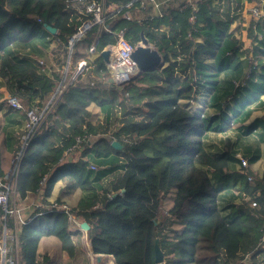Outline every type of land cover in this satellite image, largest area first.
Masks as SVG:
<instances>
[{
    "label": "trees",
    "instance_id": "obj_1",
    "mask_svg": "<svg viewBox=\"0 0 264 264\" xmlns=\"http://www.w3.org/2000/svg\"><path fill=\"white\" fill-rule=\"evenodd\" d=\"M91 1L0 0V77L23 103L19 111L24 116L35 106L44 108L54 97L68 61V36L89 19L85 11ZM102 1L107 7V30L99 35L97 50L116 44V33L122 29L135 44L144 32L162 54L163 64L116 87L129 101L128 107L115 90L102 93L87 87L88 82H96L93 70L107 72L103 56L93 61L84 79L62 92L25 149L16 198L25 200L39 192L48 197L60 180L69 182L71 190L81 189L86 197L77 216L91 225L93 252L112 257L116 264H159L157 243L163 253L161 264H264L259 238L264 225V172L239 166L230 139L222 151L209 152L204 146L208 119L180 104L210 86L216 93L212 106L227 120L223 108L227 98L234 99L252 86L255 93L264 90L263 17L250 25L249 36L257 44L246 58L241 37L230 32L245 0H174L158 17L151 14L149 0ZM218 6L223 7V17ZM43 33L56 38L54 54L63 57L49 74L38 60L8 49L31 43ZM97 35V26L84 33L73 48L71 63L86 56ZM201 36L203 42L198 41ZM81 46L85 50L78 53ZM257 64H263L261 72ZM91 103L104 114L96 124L88 110ZM258 106L264 108V103ZM236 107L232 122L244 121L252 113L245 103L237 102ZM254 124L262 126L259 136L264 142V115ZM112 140L122 149L114 148ZM78 144L83 146L81 158L69 160L68 149ZM223 188H232L239 198L227 216L219 202ZM10 217H1L0 226ZM73 223L74 219L69 222L67 215L54 211H40L23 223L15 264H54L48 256L38 259L40 239L51 235L58 237L66 258L72 260L77 248L70 232Z\"/></svg>",
    "mask_w": 264,
    "mask_h": 264
},
{
    "label": "crops",
    "instance_id": "obj_2",
    "mask_svg": "<svg viewBox=\"0 0 264 264\" xmlns=\"http://www.w3.org/2000/svg\"><path fill=\"white\" fill-rule=\"evenodd\" d=\"M254 7L261 9L262 13L264 14V3H262L261 0L258 2H256L255 0H251V1L245 0L244 6H243L245 16L244 14L243 16L245 17L248 23H251L253 20L256 21L254 17H252V13H251L252 8ZM263 19H264V15H263ZM249 29H250V24L247 27H244L243 25L241 26L240 24L239 28L236 29L235 33L239 35L237 31L240 30L243 33L247 32L248 35H250L248 32ZM198 41L203 42L204 37L202 36L199 37ZM58 45L59 44L57 43V40L55 37L47 33L46 34L43 33L41 34V36L38 37L37 40L32 41L31 43H27L26 45L13 44L10 47H8V49L15 50L19 56L25 57V58L28 57L30 58V60H39L40 58L46 59L47 58L46 55L49 52L51 59L50 61L45 60L46 65L42 67L41 69L46 74L47 73L49 74L54 68L58 66L59 61L63 59L60 53L54 54V52L57 50ZM72 51L73 50H71V53L69 51V55L66 58V61L67 59L68 60L70 59V61L72 60ZM98 52H100V56L93 57L92 60L94 62L97 58L102 57L101 55L102 51L98 50ZM82 59L83 58H78L77 63L81 61ZM262 65L263 64H257V67L258 69H260V72H261ZM96 74L97 75L94 74L96 78V82H93V81L88 82L87 87L97 89L102 93L104 90H115L119 92L118 90L120 89L118 88L116 89V85L112 77H110L112 79L110 80L106 73L96 72ZM255 82H257V79H255ZM255 92L256 90L252 86V88L250 87L247 90L242 91L240 95H238L236 98L229 100L228 104L226 105L227 112L230 111L232 114V117L234 115L235 110L237 109L236 107L237 102L245 103L246 111H252L251 115L247 117L246 120L239 121L241 122L239 128L242 131L243 135L246 137H249L251 133L250 131L256 130V127L260 125V124L258 125L254 124V127H252L254 121L257 120V118H259V117H255L254 115L256 114L255 112L257 110L261 109V107H259L258 105L259 103H262V102L264 103V90L261 92H257V93ZM214 93H215V89H213L210 86H206L200 89L196 97H194L191 100H181L180 104L192 110L197 115L199 112H205V115H206L205 117L208 119L209 131H213L214 133H217L218 129H221L222 127L221 125L222 122L220 124V122L217 121V119H219L218 108L217 107L215 108L212 106V103L214 99L216 98V93L215 94ZM9 95L10 93L8 89L6 88L5 81L0 77V173L7 178L10 176V173L12 171L11 168L13 165V157L15 153L17 152L18 148L21 146L22 137L27 134L26 129H25L27 117L24 116L23 113L20 112L21 110L20 111L13 110L11 109V107H9L7 103V98ZM88 110L92 112L91 122L93 124H96L103 120L104 114L97 104L91 103L88 106ZM251 117H254V118L250 121ZM231 119L233 120V118ZM244 123H247V124H244ZM249 148L247 149L251 150V148L250 149ZM251 152L252 151H249L247 153L244 152V155H243V157L248 158V160L251 157L256 156L254 162L252 163L249 162L251 166L257 163H259V165L264 164V146H262L259 149H256L255 154L253 155H251ZM237 164L241 166L239 159H238ZM66 183L67 182H64V180H60L56 182V184L54 185L53 192L48 197H44L42 195V192H39L37 195L28 196L25 200H19L18 198H16L15 190L12 192L9 208L13 209L14 207H17L20 210V214L18 216L17 215L12 216L9 214L11 216L10 222L8 224L7 222H2V225L0 226V249H1L0 264H4L3 259H4V248L5 247L7 248V251H5V254H6L5 256L13 258L14 263L18 261V255H19L18 232L20 231L22 224L31 222L32 219H34L37 215L40 214V211L47 213L50 211V209L54 207L55 204H63L62 203L63 201L59 202V200L60 199L62 200L63 199L62 196L66 194L64 193L60 195V191L63 190V192H67V189L65 187ZM15 187H16V184H15ZM68 191L71 193L73 190H71V188H68ZM82 193L84 195L83 196V199H84L86 197V193L83 191ZM56 199L57 201H54ZM3 212H4V215H3ZM75 214L76 216L74 218V223H73L74 228H76L75 226L77 225L81 226V223L76 222V218L83 219L82 216H77V213ZM2 216L3 217L5 216L4 218H6L5 211L3 209H0V218ZM73 226L71 228V231L73 229ZM76 231H79V228ZM74 233H77V232H74ZM71 236L73 238L72 232H71ZM38 244H39V247H38V259L39 260H42L45 256H48L50 259V262H53L54 264H58L53 254L54 250L55 252L56 251L59 252L58 249L61 252L60 259L65 260L64 258L66 257V254L64 253L63 249H60L57 246V244H60V240L58 239V237L54 235L43 236L40 239ZM59 246L62 248L61 245Z\"/></svg>",
    "mask_w": 264,
    "mask_h": 264
},
{
    "label": "built area",
    "instance_id": "obj_3",
    "mask_svg": "<svg viewBox=\"0 0 264 264\" xmlns=\"http://www.w3.org/2000/svg\"><path fill=\"white\" fill-rule=\"evenodd\" d=\"M174 0H149L150 5L152 7V15L154 17H158L162 15L164 5L168 2H172ZM264 3V0H261ZM86 14L88 15L89 19L83 21V24L79 28V30L71 35H69V49L72 50L73 47L82 40L83 35L86 31L92 29L93 27H98V35L94 42L90 45L86 56L79 61L72 69H71V61L68 60L67 64L65 65L64 69L61 70L63 74V80L60 83L58 89L56 90V94L54 97L49 101V103L42 109L38 106H35L32 109H29L27 112V122L25 125V129L27 134L22 137L21 146L18 148L17 152L13 157V165L12 171L10 176L7 178L0 173V208L5 211V214L10 215H19L20 210L17 207L10 209L8 207L12 192L16 189L15 184L17 180L18 173L20 171V166L24 155L26 153V148L29 145L31 139L33 138L34 134L37 132L40 124L48 114V111L53 107L56 100L62 95V92L66 89L67 86L75 85L84 79L87 71L92 68L93 60L92 58L95 56H100V52L97 50V44L99 42V35L102 33V30H107L106 28V20H107V7L105 6L104 1L99 0H92L86 7ZM252 17L256 21H259L263 17V13L261 9L252 8L251 10ZM158 15V16H157ZM130 19V16H127ZM194 21V17L191 18ZM117 41L116 44L105 47L111 48L112 53L110 56L109 62L106 64V68L108 73H110L111 77L114 80L116 87L122 88L123 85L128 83L132 76L136 72V62L132 58V52L135 50L136 45L124 35V30H120V32L116 33ZM38 62L44 66V63L41 59ZM7 103L9 107L13 110H23V103L21 100L14 94H10L7 98ZM79 145V144H78ZM73 146L72 148L68 149L67 154H71L76 151L77 146ZM240 164L244 168H248L250 163L244 158L239 157ZM90 167L96 168L94 165L90 164ZM11 178V179H10ZM248 180L254 183L253 177L249 176ZM255 203L254 205H256ZM50 211L58 212L67 215L69 222L73 220V211L72 208L65 204H55ZM49 211V212H50ZM5 217V216H4ZM2 216V218H4ZM260 244H264V225L261 228V233L259 235ZM5 251L7 248H4V264H15L14 259L11 257L5 256Z\"/></svg>",
    "mask_w": 264,
    "mask_h": 264
},
{
    "label": "rangeland",
    "instance_id": "obj_4",
    "mask_svg": "<svg viewBox=\"0 0 264 264\" xmlns=\"http://www.w3.org/2000/svg\"><path fill=\"white\" fill-rule=\"evenodd\" d=\"M218 10H219L218 13L222 16L223 7L222 6H218ZM236 13L239 14V17L237 18V20H235L233 22V24H232V26L230 28V32H232V33L236 32V29L239 28L240 24H241V26L243 25L244 27H247V26H249V24L251 25V23H252L251 20H250L251 23H248L247 20L245 19V17H244L245 14H244L243 8L238 10ZM243 14H244V16H243ZM252 27L256 28L255 25H253V24H252ZM237 33H239V35H237V36L241 37V40L243 42L242 51H244V53H245L244 56L246 58L247 57H251L252 54H253L252 50L255 48V46L257 44V40L254 39L253 37L251 38L248 35L247 32L243 33L242 31L239 30V31H237ZM138 44H136V45H138ZM79 48H80L79 51H78V49H76V51H78V53H82L85 50L84 46H81ZM46 56H47L46 59H41L40 58L41 61L44 63V66L46 65V61L45 60L50 61V59H51V56H50L49 52H48V54ZM75 62H76V59L74 58L73 61H72V64H71V69L75 66V64H76ZM92 73L97 75L95 70H93ZM103 73H106L107 76L109 77V79L112 80L110 78L111 75H110V73H108V71L107 72H103ZM118 91L121 92L120 93L121 94V98H123L124 97V93L122 91H120V90H118ZM239 93H241V92H239ZM123 99H124L126 105L128 107H131L129 101L125 100L126 98H123ZM228 101H229L228 98L224 101L225 105H224L223 108H225L226 111H227L226 105L228 104ZM201 107H203V106H201ZM208 112H209V110H208ZM227 113H228V116H229V118L227 120L226 119L222 120L220 116H219V119H217V121L220 122V123L224 122V124H223L224 128L221 127V129H218L217 133H214L213 131H209V130L207 131V133H206V135L204 137V146L211 153L217 152L218 150L222 151L224 149V147L226 146L225 145L226 140L230 139L231 142L235 144V150L237 152L236 156H237L238 159H239V157H243L244 152L247 153L249 151H252L251 155L255 154L256 149H259L262 146H264L263 142L260 141V136H259V134L262 132V126L261 125L257 126L256 130L252 131L250 133L249 137H246V136L243 135L242 131L239 128L241 122H239V121L232 122L231 118H234V117H232V114H231L230 111H228ZM255 113H256V114H254L255 117H262L264 115V108H261L260 110H257ZM198 115L200 117H205L206 116L205 112H199ZM253 118L254 117H251L250 121ZM244 124H247V123H244ZM92 141L94 142L95 139H92ZM249 147L251 148V150L247 149ZM82 148H83L82 144H79L77 146V148H76L77 150L72 153L73 157H71L69 160H73L74 158H76V159L81 158L82 153H83V149ZM245 159L248 161V158H245ZM96 168L94 170H96ZM250 168L254 172L256 171L258 174H261L264 171L263 170L264 164L259 165V163H257V164H255L253 166H251V164H250ZM64 182H66V181H64ZM70 186H71L70 183L67 182L65 184L67 192H63V190L60 191V195H62L64 193L66 195L62 196L63 199L62 200L60 199L59 202L63 201L62 202L63 204L68 205V206H70L72 208L73 213H78V208L80 206L79 204H81L84 195H83L81 189L73 190L70 193L68 191V188H71ZM228 187H232V186H228ZM237 194H238V192H235V190H233L232 188H223V189H221V192L219 194L220 195L219 202H220L221 209H222L223 213L225 214V216L228 215L229 208L232 207L239 200V198H237V197L235 198L234 197V196H237ZM54 201H57V199L54 200ZM82 220H83V222H86V219L84 217H83V219L76 218V222L77 223H81ZM75 227L76 228H74V226H73V229H72L71 232L73 234L74 241L77 243L76 254H75L74 258H72V260L68 261V259L66 257L64 258L65 260L60 259L61 258V252H60L59 249H58L59 252H57V251L55 252V250H54L53 251L54 258L58 262V264H60V263L61 264H69L70 262H71L70 264H100V263L101 264H115L113 258L112 257H108V256L107 257L103 256L102 259H101V262L97 261L96 260V254L93 252V249L90 246L89 231L88 232L86 231L87 232L86 233L81 228V226L77 225ZM78 228H79V231H76ZM74 232H77V233H74ZM59 245H61V243L57 244V246H58V248L62 249ZM245 261H247V259Z\"/></svg>",
    "mask_w": 264,
    "mask_h": 264
},
{
    "label": "water",
    "instance_id": "obj_5",
    "mask_svg": "<svg viewBox=\"0 0 264 264\" xmlns=\"http://www.w3.org/2000/svg\"><path fill=\"white\" fill-rule=\"evenodd\" d=\"M46 29L50 31L52 34H55L57 32L56 29L52 26H47ZM141 35H142L141 41L139 42L135 50L132 52L133 54L132 58L136 62V70L137 72H139V74L144 71H151L157 69L159 68V66L163 64V57L162 54L159 52V50H157L150 44V41L146 37V35H144V32H141ZM111 53H112L111 48L102 50L101 55L103 56L104 61L106 63L109 61ZM111 145L114 148L122 149L121 144L116 140L112 141ZM81 224H82V228L87 232L91 229V225L89 223L81 222ZM155 252H156L157 262L161 264L164 261V259H163V253L161 252L158 243L156 244Z\"/></svg>",
    "mask_w": 264,
    "mask_h": 264
},
{
    "label": "bare ground",
    "instance_id": "obj_6",
    "mask_svg": "<svg viewBox=\"0 0 264 264\" xmlns=\"http://www.w3.org/2000/svg\"><path fill=\"white\" fill-rule=\"evenodd\" d=\"M134 44H135V43H134ZM135 45H136V44H135ZM107 47H108V46H107ZM136 47H137V45H136ZM73 48H74V47H73ZM105 49H107V48H105ZM72 50H73V49H72ZM70 53H71V50H70ZM109 60H110V59H109ZM108 62H109V61H108ZM108 62H107V63H108ZM107 63H106V64H107ZM136 73H139V72H137V70H136L135 74H136ZM135 74H134V75H135ZM134 75H133V76H134ZM133 76H132V78H133ZM132 78H131V80H132ZM131 80H130V81H131ZM36 133H37V132H36ZM36 133L34 134V136L36 135ZM34 136H33V137H34ZM113 141H114V140H113ZM245 170H246V168H245ZM19 172H20V171H19ZM18 175H19V173H18ZM17 178H18V176H17ZM256 205H257V204H256ZM81 228H82V224H81ZM82 229H83V228H82ZM83 230H84V229H83ZM70 231H71V230H70ZM84 232H86V230H84ZM86 233H87V232H86ZM90 246L92 247L91 242H90ZM102 257H103V255H101V254H96V260H97V261L101 262ZM16 263H18V261H17ZM114 263L116 264L115 261H114Z\"/></svg>",
    "mask_w": 264,
    "mask_h": 264
}]
</instances>
